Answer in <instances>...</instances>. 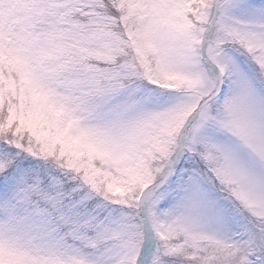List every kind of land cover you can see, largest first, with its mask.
I'll use <instances>...</instances> for the list:
<instances>
[{
  "label": "snow or ice",
  "instance_id": "1",
  "mask_svg": "<svg viewBox=\"0 0 264 264\" xmlns=\"http://www.w3.org/2000/svg\"><path fill=\"white\" fill-rule=\"evenodd\" d=\"M0 264H264V0H0Z\"/></svg>",
  "mask_w": 264,
  "mask_h": 264
}]
</instances>
